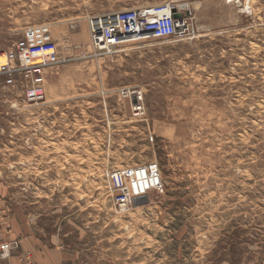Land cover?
<instances>
[{
	"label": "rangeland",
	"instance_id": "1",
	"mask_svg": "<svg viewBox=\"0 0 264 264\" xmlns=\"http://www.w3.org/2000/svg\"><path fill=\"white\" fill-rule=\"evenodd\" d=\"M161 3L188 39L93 49L90 16ZM23 37L61 62L42 104L0 85V207L21 242L63 264H264V0H0V52ZM151 162L163 193L117 209L110 173Z\"/></svg>",
	"mask_w": 264,
	"mask_h": 264
},
{
	"label": "built area",
	"instance_id": "2",
	"mask_svg": "<svg viewBox=\"0 0 264 264\" xmlns=\"http://www.w3.org/2000/svg\"><path fill=\"white\" fill-rule=\"evenodd\" d=\"M90 43L95 51L108 52L128 43L150 39H188L192 29L188 18L171 3L105 12L87 19ZM47 57L31 63L34 55ZM61 62L57 45L52 41L34 43L23 37L0 52V85L23 103L35 106L45 102L48 70ZM118 96L128 99L132 114H143L142 93L121 88ZM113 205L122 211L145 201L150 193H163L160 167L151 162L142 166L117 169L109 175ZM1 202V199H0ZM15 262H12V260ZM0 264H38L33 251L25 250L14 236L11 220L0 207Z\"/></svg>",
	"mask_w": 264,
	"mask_h": 264
},
{
	"label": "crops",
	"instance_id": "3",
	"mask_svg": "<svg viewBox=\"0 0 264 264\" xmlns=\"http://www.w3.org/2000/svg\"><path fill=\"white\" fill-rule=\"evenodd\" d=\"M14 233V236H17L19 239L18 233ZM23 243V245H22ZM21 246L25 250H30L33 251L35 256H36V262L38 264H63L64 257L59 254V252H55L54 250H51L50 248L47 247H39V251L35 250L34 248L27 247L24 244V241L21 242ZM12 262H15L13 259Z\"/></svg>",
	"mask_w": 264,
	"mask_h": 264
},
{
	"label": "bare ground",
	"instance_id": "4",
	"mask_svg": "<svg viewBox=\"0 0 264 264\" xmlns=\"http://www.w3.org/2000/svg\"><path fill=\"white\" fill-rule=\"evenodd\" d=\"M46 59H47V57L45 55L37 54V55H34V56L31 57V63L32 64L41 63V62H43Z\"/></svg>",
	"mask_w": 264,
	"mask_h": 264
}]
</instances>
